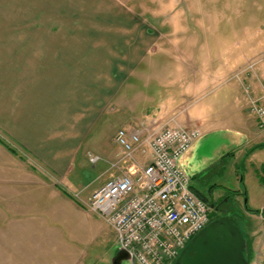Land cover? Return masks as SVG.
Masks as SVG:
<instances>
[{
    "label": "rangeland",
    "instance_id": "1",
    "mask_svg": "<svg viewBox=\"0 0 264 264\" xmlns=\"http://www.w3.org/2000/svg\"><path fill=\"white\" fill-rule=\"evenodd\" d=\"M33 8L35 23L51 27L61 24L72 31L74 38L111 33L87 30L98 28L101 22L127 25L137 19L150 26L152 46L148 57L157 63L146 69V78L134 80L136 110L145 112L144 117L130 120L128 130L142 126L152 133L159 122L176 117L202 132L227 129L244 136L238 120L254 119L246 107V86L250 88L258 81L256 75L264 74V0H0V23L4 19L6 28H12L14 24L34 22ZM120 32L128 33L123 29ZM45 33L43 30L41 34ZM100 43L106 50L107 42ZM240 73L239 80L236 75ZM189 85L194 87L187 89ZM116 103V98L111 100L104 119L89 131L75 158L69 178L73 188L65 187L60 178L49 177L50 191L60 187L72 202L57 192L49 200L53 205L31 208L40 217L0 216V264H131L118 263L121 248L114 230L80 202L85 204L94 190L126 170L122 163L112 168L118 159L111 162L104 155L115 150L113 144L120 130L115 125L124 114ZM142 149L137 153L150 154L149 148ZM223 150L220 156L201 155L196 168H182L191 176L193 187L206 196L209 189H214L216 195L230 196L231 212L242 218L243 234L259 249L264 247V216L248 213L245 200L251 211L264 204V152L255 149L253 156L243 157L240 151L232 156ZM91 156H99L100 160L93 164ZM131 164L134 161H128V166ZM136 164L145 165L137 159ZM238 189L242 194L233 201V191ZM32 194H36L35 189ZM7 209L11 208L0 207V211ZM45 209L49 221L38 222ZM8 218L21 220L3 221ZM260 256L250 254L249 264H264Z\"/></svg>",
    "mask_w": 264,
    "mask_h": 264
},
{
    "label": "crops",
    "instance_id": "2",
    "mask_svg": "<svg viewBox=\"0 0 264 264\" xmlns=\"http://www.w3.org/2000/svg\"><path fill=\"white\" fill-rule=\"evenodd\" d=\"M31 10L34 22L14 24L12 28H6L4 19L0 23V138L6 144L0 143V207L12 209L0 211V216L4 217L37 216L36 209L31 208L53 205L54 202L49 200L57 192L72 202L62 188L50 191L52 180L49 177L60 178L65 187L73 188L69 179L73 162L89 131L104 119L111 100L116 98V105L119 104L124 112L116 122L117 128H128L134 117H144L143 109L136 110L135 81L137 77L146 78V69H152L157 63L148 57L152 30L137 19L127 25L101 22L97 26L99 29L87 30H110L111 33H101L98 38H74L72 31L61 24L51 27L35 23V8ZM122 29L128 33H121ZM43 30L46 31L44 35L41 34ZM102 40L108 44L106 50L100 43ZM256 79L253 86L250 84L246 105L250 97L259 98L263 94L264 74L256 75ZM193 87L189 85L187 89ZM238 123L244 136L227 129L210 128L202 132L197 126L191 127L176 117L159 122V128L169 124L201 132L202 137L181 160V167L196 168L200 166L201 155L216 153L220 156L221 149H225V155L232 156L240 151L243 157L253 156L255 149L261 151L258 153L264 152V131L259 128L257 119L247 121L244 117ZM113 145L115 150L103 152L111 162L119 160L123 154L116 142ZM136 159L145 164V160H151V153H137ZM122 165L126 169L130 167L128 162ZM34 189L36 194H32ZM240 191H233V201L241 196ZM42 192L43 203L40 204ZM227 198L231 202L230 196ZM23 207L30 209L20 210ZM44 211L46 213H42L38 222L49 221L48 210ZM257 211L264 216V204ZM17 220L21 219L3 221ZM252 246L251 255L256 253L264 257V247Z\"/></svg>",
    "mask_w": 264,
    "mask_h": 264
},
{
    "label": "built area",
    "instance_id": "3",
    "mask_svg": "<svg viewBox=\"0 0 264 264\" xmlns=\"http://www.w3.org/2000/svg\"><path fill=\"white\" fill-rule=\"evenodd\" d=\"M246 91L250 94L248 86ZM248 112L264 131V91L259 98L250 97ZM201 137L197 129L169 124L152 133L142 126L117 132L115 141L123 154L112 168L134 164L94 190L85 204L80 202L114 230L131 264H172L212 222L213 209L194 191L191 176L181 167L182 158ZM144 147L150 149L151 160L139 166L135 154ZM99 160L90 157L93 164ZM75 198L81 200L79 194Z\"/></svg>",
    "mask_w": 264,
    "mask_h": 264
},
{
    "label": "water",
    "instance_id": "4",
    "mask_svg": "<svg viewBox=\"0 0 264 264\" xmlns=\"http://www.w3.org/2000/svg\"><path fill=\"white\" fill-rule=\"evenodd\" d=\"M254 214L257 211H251ZM264 213V212H263ZM242 218L229 214L213 220L194 236L173 264H249L248 242L242 230ZM118 263L130 261L120 250Z\"/></svg>",
    "mask_w": 264,
    "mask_h": 264
},
{
    "label": "flooded vegetation",
    "instance_id": "5",
    "mask_svg": "<svg viewBox=\"0 0 264 264\" xmlns=\"http://www.w3.org/2000/svg\"><path fill=\"white\" fill-rule=\"evenodd\" d=\"M193 187V185H192ZM194 188V187H193ZM195 189V188H194ZM196 193L202 198L204 199L208 205L213 209V213L214 219L229 215V214H233L231 211V206L230 205V201L227 197H225L224 195H216L215 190L214 189H209L208 190V196L205 195V193L195 189Z\"/></svg>",
    "mask_w": 264,
    "mask_h": 264
},
{
    "label": "trees",
    "instance_id": "6",
    "mask_svg": "<svg viewBox=\"0 0 264 264\" xmlns=\"http://www.w3.org/2000/svg\"><path fill=\"white\" fill-rule=\"evenodd\" d=\"M0 143L1 144H5V142L4 141H2L1 140V138H0ZM6 145V144H5ZM259 147H261V146H259ZM66 193V192H65ZM69 197H70V195L68 194V193H66ZM252 213V212H251ZM257 214H259V211H257ZM245 236V235H244ZM245 238L247 239V242H248V256H250V253H251V251H252V242H250V240L245 236Z\"/></svg>",
    "mask_w": 264,
    "mask_h": 264
}]
</instances>
